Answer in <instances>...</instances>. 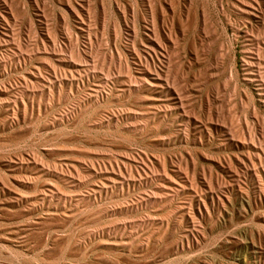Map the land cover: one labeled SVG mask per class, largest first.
<instances>
[{
	"label": "rangeland",
	"instance_id": "rangeland-1",
	"mask_svg": "<svg viewBox=\"0 0 264 264\" xmlns=\"http://www.w3.org/2000/svg\"><path fill=\"white\" fill-rule=\"evenodd\" d=\"M4 3L0 264H264V0Z\"/></svg>",
	"mask_w": 264,
	"mask_h": 264
},
{
	"label": "bare ground",
	"instance_id": "bare-ground-1",
	"mask_svg": "<svg viewBox=\"0 0 264 264\" xmlns=\"http://www.w3.org/2000/svg\"><path fill=\"white\" fill-rule=\"evenodd\" d=\"M3 9L6 12V15H4L2 13V11H0V18L4 21L7 22V24L9 25V22L13 21V16L10 12V9L8 8V5L6 3L3 4ZM43 42H45V39H43ZM159 79V78H158ZM16 103H18V101H16ZM15 103V104H16Z\"/></svg>",
	"mask_w": 264,
	"mask_h": 264
}]
</instances>
